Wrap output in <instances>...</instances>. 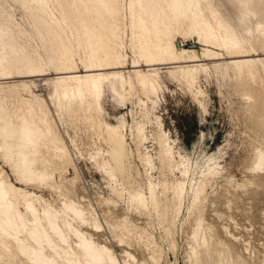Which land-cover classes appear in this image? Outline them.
I'll return each mask as SVG.
<instances>
[{
  "label": "rangeland",
  "instance_id": "374dc122",
  "mask_svg": "<svg viewBox=\"0 0 264 264\" xmlns=\"http://www.w3.org/2000/svg\"><path fill=\"white\" fill-rule=\"evenodd\" d=\"M41 1L48 10L33 0H0V20L11 26L24 51L39 59L47 73L0 79V102L10 113L35 97L47 105L77 167L74 170L72 165L61 176L58 164L54 165L55 177L65 179L78 202L102 223L101 232L93 231L95 239L110 246L120 264H264V168H256V151L264 141V106L257 100L263 97L264 74L254 81L244 70L238 73L225 50L224 59L149 69L140 56V42L132 41L134 34L127 28L116 51L127 56L128 63L108 72H121L130 79L131 90L122 102L114 101V91L106 87L100 100L104 111L96 112L86 102L85 92L65 90L64 81L59 82L60 76L66 77L59 74L62 66L54 67L50 60L60 51L58 46L72 48L75 70L87 73L76 45L74 14H84L110 42L113 33L105 2L96 8V0ZM238 1L243 0H213L223 15L233 17ZM130 3L125 0L123 13H128ZM126 23L130 26L129 19ZM252 25L256 26L255 17ZM171 36L178 47L202 51L196 33ZM257 51L263 52L258 48L250 54ZM134 59L142 66L132 67ZM143 70L152 80L150 87L140 86L136 78ZM191 75L198 76L195 87L204 91L206 110L194 100L187 83ZM97 115L110 125L125 124L130 153L123 174L114 171L112 176L98 164V160L110 161V145L106 124H97ZM138 126L143 129L141 143L136 139ZM163 149L170 153L169 162L162 160ZM13 163L5 164L0 153V165L12 187L60 205L57 192L21 182ZM151 187L159 200L158 210L151 204L139 208L131 192L149 197ZM0 264L22 262L14 263L0 249Z\"/></svg>",
  "mask_w": 264,
  "mask_h": 264
},
{
  "label": "bare ground",
  "instance_id": "6f19581e",
  "mask_svg": "<svg viewBox=\"0 0 264 264\" xmlns=\"http://www.w3.org/2000/svg\"><path fill=\"white\" fill-rule=\"evenodd\" d=\"M33 1L40 3L44 10L49 9L46 2ZM130 1L128 13H123L125 0H96V8L105 2L113 33L110 42L105 41L103 33L97 31L85 19L84 14H74L76 45L82 53L81 59L85 68L83 71L86 74H79L75 70L72 48L61 49L56 46L60 51L55 56L50 55L53 56L50 62L54 67L62 66L59 74L66 75L59 77L60 83L64 81L61 84L65 90L85 92L86 102L91 109L96 112L104 111L100 100L102 90L106 87L114 91V101L127 100L125 94L132 87L130 79L121 72H108L123 68L128 63L127 56L116 51L120 47L117 44L120 34L127 28L134 34L132 41L140 42V56L145 59V66L149 69L161 64L220 60L225 58L221 52L225 50L229 54L228 58H231V66L238 73L244 70L250 79L260 81L264 74V0L238 1L234 17L232 14L223 15L215 7L217 5L213 0ZM254 17L255 27L252 25ZM126 19L130 20V26ZM172 32L183 35L196 33L195 42L202 46V51L197 54L198 50L195 48L184 45L178 47L175 38L171 36ZM17 37L11 26L0 20V79L13 78V75H46L43 63L26 53ZM258 48H262V54L258 51L250 54L251 50ZM258 64L262 68L257 70ZM131 66L141 67L142 64L140 60L134 59ZM144 72L145 70L138 71L136 78L140 86L150 87L152 80ZM197 82V75H191L187 79L196 104L200 109L206 110L202 99L204 91L195 87ZM260 93L263 97H257V100L264 106V91ZM101 120L98 115L95 117L97 124ZM101 123L106 124L110 161L98 160V164L112 176L116 174L114 171L123 174L124 162L130 153L124 132L125 124L122 121L117 125L104 121ZM142 132L143 129L138 126L136 139L140 143L143 140ZM162 151L163 162H169V151ZM0 153L5 164L14 161L13 166L21 182L35 183L57 192L60 204L55 206L39 196L34 199L33 193L12 187L0 165V249L10 254L11 261L15 263L19 260L22 264L121 263L110 246L95 239L93 231L101 232L103 226L96 214L78 202L75 194L69 190L71 188L65 185V179L58 181L55 177L57 172L62 176L63 171H68L72 165L74 170L77 167L48 113L46 104L35 97L23 104L21 102L18 110L10 113L0 102ZM256 153V168L263 169L264 141L259 144ZM140 158L143 161L148 160L144 155H140ZM57 164L59 167L56 172L53 168ZM131 196V200L139 208H148L151 204L158 210L159 200L152 187L149 197L140 191H132ZM199 229L200 227L195 234ZM127 254L134 258L128 252Z\"/></svg>",
  "mask_w": 264,
  "mask_h": 264
}]
</instances>
